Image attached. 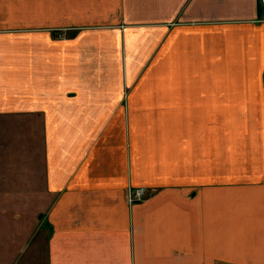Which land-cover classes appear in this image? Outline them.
Here are the masks:
<instances>
[{
  "label": "crops",
  "instance_id": "crops-1",
  "mask_svg": "<svg viewBox=\"0 0 264 264\" xmlns=\"http://www.w3.org/2000/svg\"><path fill=\"white\" fill-rule=\"evenodd\" d=\"M0 264H264L258 0H0Z\"/></svg>",
  "mask_w": 264,
  "mask_h": 264
},
{
  "label": "built area",
  "instance_id": "built-area-1",
  "mask_svg": "<svg viewBox=\"0 0 264 264\" xmlns=\"http://www.w3.org/2000/svg\"><path fill=\"white\" fill-rule=\"evenodd\" d=\"M258 3L264 9V0H258ZM143 195H145V189L143 187H135L129 189L125 197L128 203H133L143 199Z\"/></svg>",
  "mask_w": 264,
  "mask_h": 264
}]
</instances>
